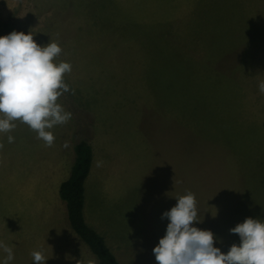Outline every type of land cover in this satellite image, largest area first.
<instances>
[{"label":"rangeland","instance_id":"374dc122","mask_svg":"<svg viewBox=\"0 0 264 264\" xmlns=\"http://www.w3.org/2000/svg\"><path fill=\"white\" fill-rule=\"evenodd\" d=\"M126 15L144 17L148 24H140L138 33L167 32L165 40H160L166 53L165 71L147 81L150 93L140 87L142 82L134 83L136 96L146 101L141 106L143 131L154 142L164 144L165 134L167 139L172 134L176 141L168 147L171 165L155 179L179 177V190L201 194L196 201L208 207L213 200L203 193L224 195L223 203L214 200L215 207L222 203L223 213H200L203 208L197 204L202 222L193 224L208 227L221 242L231 241L238 234L228 238V226L246 218L264 220V95L258 91V83L264 80V0H0V36L13 31L37 33L41 45L47 31L67 37L92 34L94 17ZM73 98L69 87L58 101L61 105L67 101L66 110L72 112V106L78 108ZM153 104L155 110L150 108ZM9 135L15 137V129L0 133L3 162L13 159L15 142H8ZM31 163L23 162L22 169L10 163V177L0 170V215L8 225L13 226L9 220L16 223L23 218L13 216L23 196L18 187L36 190L27 177ZM18 180L23 182L17 184ZM160 189L139 186L132 199L119 201L121 208L103 206L99 213L107 235L126 246L121 255L124 264L126 260L157 264L153 249L170 222L161 217L177 203L154 198ZM0 242L13 249L9 264H29L17 258L16 252L24 249L14 247L12 235L6 234ZM6 255L0 249V264Z\"/></svg>","mask_w":264,"mask_h":264},{"label":"crops","instance_id":"0c3cea01","mask_svg":"<svg viewBox=\"0 0 264 264\" xmlns=\"http://www.w3.org/2000/svg\"><path fill=\"white\" fill-rule=\"evenodd\" d=\"M91 20L90 23L96 25L92 34L73 33L67 37L63 32L52 30L47 31L42 39L44 43L41 46L52 41L62 48L56 63L78 64L65 75V82L75 90L73 104L78 106H72L71 112L66 110L67 101L63 102L64 109L72 113L70 124L52 128L50 131L55 140L51 147H46L36 138L34 131L16 121L12 162H3L0 151V170L9 177L11 173L7 170L10 163L18 164L22 169L23 162H32L27 177L30 176L29 185L32 184L31 187L36 190L20 185L18 190L23 196L16 206L24 212L13 209V216L23 215V218L16 223L14 219L9 220L13 227L6 224V219L0 215V240L6 234L13 236L14 247L18 251L24 249L23 252H16L22 263L34 264L30 253L41 251L47 259L45 264H99L88 245L71 228L65 201L59 195V186L69 176L74 162V147L80 141L87 142L91 149V163L84 180L83 216L87 225L103 236L120 264H124L121 255L126 246L107 235L108 230L99 219L103 206L121 208L119 201L132 199L139 186L151 189L161 186L158 195L153 197L175 202V197L187 193L179 190V177L164 176L165 180L161 177L160 182L155 179L162 169L171 165L167 160L172 154L168 147L176 141L172 134L169 139L165 134L166 140L162 136L165 145L161 141L154 142L150 133L143 131L141 106L146 101L136 96L134 87L135 81L142 82L140 87L145 89V93H150L152 86L147 81H152L150 78L153 76L160 77L165 71L166 53L160 48V40H165L167 32L163 35L136 32L141 29L140 24H148L144 17L126 15L94 17ZM33 38L37 42V33ZM145 72L150 73L149 78ZM150 108L155 110L156 105ZM129 119H132L131 123ZM65 142L69 143V147H63ZM96 161H103L102 167H96ZM22 182L18 180L17 184ZM203 194L205 198H212L213 202L208 207L196 201L203 208L200 213L212 214L215 210L218 214L223 213L224 195ZM195 198H202L201 194L195 193ZM214 200H221L222 203L215 202L218 203L215 207ZM235 226L227 227L228 238L234 235L229 230ZM199 229L209 230L208 227ZM235 238L221 242L223 239L218 236L214 246L226 254L233 244H240L239 235ZM19 244L21 247H18ZM134 263L125 261V264Z\"/></svg>","mask_w":264,"mask_h":264},{"label":"clouds","instance_id":"9594fccd","mask_svg":"<svg viewBox=\"0 0 264 264\" xmlns=\"http://www.w3.org/2000/svg\"><path fill=\"white\" fill-rule=\"evenodd\" d=\"M33 37L31 32L17 31L0 36V133L11 132L18 121L34 131L46 147H51L55 137L50 130L72 118V113L58 103L59 97L69 92L65 75L72 66L55 62L62 52L57 42L41 46ZM258 91L264 95V80L258 83ZM72 93L75 94L74 89ZM7 139L14 142L11 135ZM63 147H69V143ZM95 165L102 167L103 161H96ZM175 198L176 205L161 217L170 222L153 249L157 264H264V220L246 218L231 228V233L239 235L240 244H233L225 254L214 246L216 237L210 230L192 226L202 222L198 219L195 195L187 192ZM0 248L7 253L3 264H9L14 259L12 247L0 242ZM30 255L34 264H45L47 260L41 251Z\"/></svg>","mask_w":264,"mask_h":264},{"label":"trees","instance_id":"16d2710c","mask_svg":"<svg viewBox=\"0 0 264 264\" xmlns=\"http://www.w3.org/2000/svg\"><path fill=\"white\" fill-rule=\"evenodd\" d=\"M74 153L69 176L59 186V195L65 201L70 226L88 245L99 264H120L103 236L88 226L83 216L84 180L91 163L89 144L78 142Z\"/></svg>","mask_w":264,"mask_h":264}]
</instances>
